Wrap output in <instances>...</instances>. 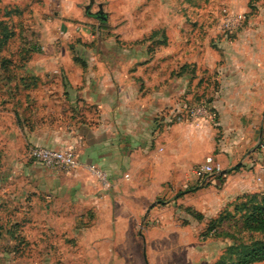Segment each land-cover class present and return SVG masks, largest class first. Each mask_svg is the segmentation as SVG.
<instances>
[{
	"label": "crops",
	"instance_id": "0c3cea01",
	"mask_svg": "<svg viewBox=\"0 0 264 264\" xmlns=\"http://www.w3.org/2000/svg\"><path fill=\"white\" fill-rule=\"evenodd\" d=\"M136 39L124 53L109 50V46H103L101 53L96 49L80 51V82L70 80L69 69H36L35 73L23 69L30 76H47L49 82L57 76L69 79L59 87L70 108L63 115L69 129L45 128L42 143L47 144L41 146L62 149L73 145L79 166L70 173L46 168L57 176L40 174V179L16 183L13 189L0 182V217L7 220L15 214L18 219L13 220L14 226H30L41 236L45 232L49 247L61 223L65 226L68 219L81 221L94 215L95 221L86 226L87 238L84 241L81 236L80 243L94 249L103 264H120L117 245L127 241L141 245L142 258L148 264L145 249L151 243L150 235L158 233L162 237V232L168 233V222L173 226L177 217L175 206L186 211V224L190 222L195 231H201L208 221L233 213V208L227 207L238 197L264 194V177L257 179L264 166V53L194 52L189 60L178 40L171 46L173 43L166 45L162 35L153 36L141 46V40ZM153 44L158 48L152 50ZM120 58L125 66L119 65ZM172 58L181 63L180 73H173L178 67L168 68L165 64ZM188 63L193 64V88H206L212 93L209 107L217 114L220 139L208 126L211 115L191 123L169 119L171 110L181 105L189 85L183 70ZM31 78V82H39ZM211 153L222 166V176L196 177L192 167ZM85 164L105 170L111 180L110 189L104 190L93 180ZM174 192L175 198L165 205L155 203L159 195L170 197ZM25 201L31 202L27 211L20 206ZM16 204L18 210L13 208ZM164 210L170 214L165 216L161 212ZM193 213L202 218L198 220ZM153 220L158 221L157 227L147 229ZM138 222L146 230H139L137 238ZM5 223L11 229L13 223ZM5 241L11 242L9 238ZM47 256L50 259L52 254Z\"/></svg>",
	"mask_w": 264,
	"mask_h": 264
},
{
	"label": "rangeland",
	"instance_id": "374dc122",
	"mask_svg": "<svg viewBox=\"0 0 264 264\" xmlns=\"http://www.w3.org/2000/svg\"><path fill=\"white\" fill-rule=\"evenodd\" d=\"M88 4L89 0H0V182H6L10 189L16 183L40 179V174H49L50 178L56 175L30 158L28 149L47 144L42 143L47 127L69 129L63 115L70 108L63 101L59 89L60 84L66 85L69 79L66 75L57 76L56 80L49 82L47 76H30L26 70L31 72L33 69L35 73L36 69H69L72 71L70 80L80 82V70L83 68L80 51L96 49L101 53L105 49L103 46H109L112 47L109 50L124 53L133 45L134 38L141 40L140 45L143 46L145 39L160 35L166 39V45L170 42L175 46L178 40L186 59L194 52L222 55L225 51L260 50L264 53V0H249L248 3L246 0H93L86 10ZM223 9L239 18L238 27L230 33L218 27ZM99 10L102 14L96 13ZM102 40L105 43L101 44ZM171 46L169 50H173ZM151 47L153 50L156 44ZM175 61L172 58L165 64L168 68L178 67L173 73H180L181 63ZM119 62L120 66L125 64L121 58ZM216 62L220 64L221 59ZM183 67L189 85L180 103L210 104L212 93L206 88L196 91L192 86L193 64ZM31 77L38 78L39 82H31ZM211 112L208 126L220 139L222 134L218 129L217 114L215 109ZM194 168L195 165L191 170ZM175 193L170 197L159 195L155 203L165 205L172 197L175 198ZM249 197L246 204V199L239 202L237 198L227 207L232 209L239 202L236 205L239 213L208 221L206 225L211 226L212 232H207L206 226L205 230L195 231L194 224H186L183 218L186 211L175 206L177 217L173 226L168 222V233L163 235L162 232V237L158 233L150 235L151 243L145 249L147 263L214 264L222 258L236 260L246 248L264 241L262 234L246 232L242 228L240 214L253 203ZM16 206L18 204L13 208ZM20 206L27 211L31 202L25 201ZM161 212L165 216L170 214L166 210ZM17 219L15 214L9 215L7 220L0 217V264H103L94 249L80 243L81 236L84 241L87 238L86 226L95 221L94 215L81 221L68 219L65 226L61 223L50 240L53 242L50 247L45 232L41 236L39 230L30 226V229L14 226L13 220ZM6 221L7 224L13 223L9 230ZM140 223L136 226L137 238L139 230H146ZM157 223L153 220L147 229L157 227ZM6 238L11 242L5 241ZM140 248V244L132 245L128 241L118 244V262L145 264ZM49 252L52 254L50 259L47 256Z\"/></svg>",
	"mask_w": 264,
	"mask_h": 264
},
{
	"label": "built area",
	"instance_id": "2783aa9c",
	"mask_svg": "<svg viewBox=\"0 0 264 264\" xmlns=\"http://www.w3.org/2000/svg\"><path fill=\"white\" fill-rule=\"evenodd\" d=\"M221 19L218 27L223 31L230 33L239 25V18L227 9H223ZM62 32L65 30L62 29ZM61 32V33H62ZM209 104L203 102L202 104L190 105L181 104L177 109H172L169 115L171 122H182L185 120L195 121L197 118L208 115L210 116ZM28 154L39 165L54 169L63 173H70L79 166L77 160L76 149L73 145H67L62 149H56L41 145H34L29 147ZM84 169L88 175L95 180L104 190L111 187V180L108 173L95 164H85ZM222 171L220 163L214 155L205 156L203 162L194 169V174L198 178L207 179L212 175L218 174ZM264 177V166L259 169L258 180Z\"/></svg>",
	"mask_w": 264,
	"mask_h": 264
},
{
	"label": "trees",
	"instance_id": "16d2710c",
	"mask_svg": "<svg viewBox=\"0 0 264 264\" xmlns=\"http://www.w3.org/2000/svg\"><path fill=\"white\" fill-rule=\"evenodd\" d=\"M224 172L227 171H223V173ZM218 174H220L219 177L222 176L221 172ZM248 196H250V202L253 203L248 204L249 206L244 209L243 213L240 212L242 228L246 232H257L264 236V194H246L241 197H238L239 202L246 199L244 203L246 204L248 202ZM253 198L259 199V201H256ZM237 204L235 203V205L233 206V213L226 212V214L221 215L220 218H225L226 215L229 216V214L234 215L235 213H239L236 208ZM193 215L198 220L202 218L200 214L193 213ZM211 229V226L208 225L206 230L207 232H210ZM258 262H264V241L257 242L254 245L246 248L244 252L234 261H232L231 259L222 258L214 264H253Z\"/></svg>",
	"mask_w": 264,
	"mask_h": 264
},
{
	"label": "water",
	"instance_id": "95a60500",
	"mask_svg": "<svg viewBox=\"0 0 264 264\" xmlns=\"http://www.w3.org/2000/svg\"><path fill=\"white\" fill-rule=\"evenodd\" d=\"M92 3H93V0H89V4L85 6V9L87 10V9L91 6ZM98 7L101 9V8H102V5L99 4ZM96 13H97V14H98V13H99V14H102V10H99V11L96 12ZM154 204H155V203H152V204L149 206V209H150V207H152ZM149 209L147 210V212L149 211Z\"/></svg>",
	"mask_w": 264,
	"mask_h": 264
}]
</instances>
